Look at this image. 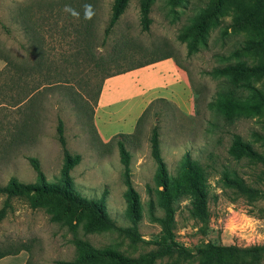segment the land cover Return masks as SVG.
I'll list each match as a JSON object with an SVG mask.
<instances>
[{"label":"rangeland","instance_id":"1","mask_svg":"<svg viewBox=\"0 0 264 264\" xmlns=\"http://www.w3.org/2000/svg\"><path fill=\"white\" fill-rule=\"evenodd\" d=\"M143 1L129 0L105 36L113 0H0V184L10 176L34 181L31 156L48 180L57 181L62 150L56 124L61 118L66 147L81 155L70 171L75 189L89 198L105 193L110 217L121 228L131 226L117 138L104 142L93 123L97 89L107 74L125 69L112 75L111 82L119 93L132 92L148 73L137 66L165 55L175 60L189 84L182 104L147 96L140 111L153 103L125 141L132 185L140 196L138 232L144 241L114 229L86 231L87 212L57 197L44 196L36 207L28 197H13L0 221V250L11 254L27 245L32 264H58L73 260L76 241L83 240L130 258L154 253L151 264H264V250L216 249L264 246V69L251 77L254 89L243 93L258 105L250 116L227 120L215 106L229 86L223 71L227 64L241 60L264 66V0H148L147 31L140 23ZM85 4L93 5L91 20L84 19ZM66 5L79 18L65 11ZM5 68L11 71L3 72ZM155 125L171 175L186 154L205 173L203 209L195 207L191 196L174 203V240L186 251H166L161 244L164 212L149 143ZM235 133L258 153L232 158L228 149ZM4 199L0 194V208ZM111 263L103 257L86 264Z\"/></svg>","mask_w":264,"mask_h":264},{"label":"trees","instance_id":"2","mask_svg":"<svg viewBox=\"0 0 264 264\" xmlns=\"http://www.w3.org/2000/svg\"><path fill=\"white\" fill-rule=\"evenodd\" d=\"M128 1L129 0H113L111 5V14L107 26L104 29L105 36L112 31V28L116 24L117 20L124 12ZM149 12V1L145 0L140 6V23L142 29L145 31L149 29L151 22ZM167 57L171 56L165 55L153 61L140 64L137 67L145 66ZM263 69L264 66L262 64L249 66L245 61L241 60L229 63L223 68V71L229 76V86L218 94L215 106L218 112L227 120H233L239 117H248L251 115V111L258 107L255 101L250 100V98L247 95L244 96L243 93L254 89L251 77L253 74L262 71ZM10 71V68H5L3 70V72L6 73H9ZM124 71L125 69L109 73L104 77V79ZM100 91L101 86L97 89L96 96L94 98V107L97 104ZM28 98L29 96H26L22 100L19 99L17 104H21L23 100ZM156 100H165V98H156ZM152 103L153 102L150 104ZM150 104L139 116L135 129H137L138 123L144 113L148 111ZM20 133L21 131L19 130L18 136L21 135ZM133 133L134 132L118 133L111 138H117L116 145L118 148L119 159L123 166V182L126 186L124 194L127 201L126 213L130 219L131 226L121 228L110 217L105 204V193L100 198H89L82 195L75 189L72 183L70 171L81 161V155L72 154L66 147L64 123L61 118L57 119L56 124L57 140L62 150V165L59 170V177L57 178V181H50L46 178L41 169L40 162L36 157H28V161L36 173L35 180L32 182H24L19 180L16 176H10L5 184H0V194L5 195L3 206L0 208V221L6 216L7 210L11 207L10 199L13 197H28L31 201V205L36 207L39 205V200L44 196H54L61 199L65 203L72 205L78 210L87 212L86 220L83 223V227L86 231L93 230L97 227L114 229L123 232L133 240L144 241L138 232V223L142 217L140 196L132 185L130 173L131 154L125 145L126 139L131 137ZM149 143L151 156L157 166L154 176L157 185L156 195L164 212L163 218L161 219V244L164 245L166 251H186L185 248L180 246L174 240V203L181 197L191 196L194 199L195 207L198 209L204 208L207 196L204 170L196 160L186 154L181 159L176 174L171 175L168 172L166 163L161 155L160 134L156 125L151 129ZM228 153L232 156V158L239 159L245 154L256 155L258 152L249 142L245 141L240 134L235 133L233 134V139L228 149ZM76 248V256L73 260L57 261V263L86 264L98 261L100 258L107 257L112 260L111 264H151L154 257V253H151L139 258H130L113 247L107 246L102 249H96L83 240L76 241ZM211 249L213 248H209L208 250ZM216 249L226 252L250 253L262 251L264 250V246L244 249L234 246H220L216 247ZM19 250H25L29 253V246L22 245ZM7 254H9L7 251L0 250V257ZM24 264H32L30 261V254Z\"/></svg>","mask_w":264,"mask_h":264},{"label":"crops","instance_id":"3","mask_svg":"<svg viewBox=\"0 0 264 264\" xmlns=\"http://www.w3.org/2000/svg\"><path fill=\"white\" fill-rule=\"evenodd\" d=\"M143 70H148V73L141 79L140 86L124 94L119 93L121 90L111 82L116 77L104 79L93 113L94 126L104 142L118 133H132L135 130L147 96L169 98L181 104L188 96L186 75L172 57L147 64L137 71ZM26 259L27 251L19 250L0 257V264H24Z\"/></svg>","mask_w":264,"mask_h":264},{"label":"clouds","instance_id":"4","mask_svg":"<svg viewBox=\"0 0 264 264\" xmlns=\"http://www.w3.org/2000/svg\"><path fill=\"white\" fill-rule=\"evenodd\" d=\"M84 19L86 20H91L94 16V9H93V5L91 4H85L84 6ZM65 11L69 12L71 15L79 18V13L75 10L72 9L70 6H65Z\"/></svg>","mask_w":264,"mask_h":264}]
</instances>
